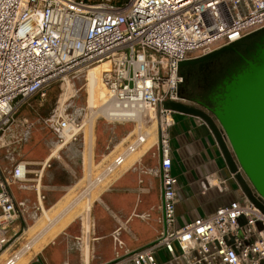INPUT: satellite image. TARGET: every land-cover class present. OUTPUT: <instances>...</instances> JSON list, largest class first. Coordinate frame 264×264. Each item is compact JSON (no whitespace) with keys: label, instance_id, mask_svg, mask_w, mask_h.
Masks as SVG:
<instances>
[{"label":"built area","instance_id":"built-area-1","mask_svg":"<svg viewBox=\"0 0 264 264\" xmlns=\"http://www.w3.org/2000/svg\"><path fill=\"white\" fill-rule=\"evenodd\" d=\"M262 30L264 0H0V141L10 137L5 147L25 144L33 125L15 117L28 101L46 98L56 80L74 81L89 68L108 62L110 70L103 80L114 111L103 119L136 126L138 116L147 124L156 121L164 230L155 242L135 251L125 249L118 234L115 258L107 264H264V199L254 190V200L245 194L179 226L180 180L173 174L172 131L180 112L170 106H201L214 117L181 94L185 82L181 64ZM63 112L56 109L45 120L59 150L86 137V119L91 116L86 108L78 111L82 120L68 109ZM196 119L211 129L205 118ZM149 136L140 129L125 151L97 176L89 175L84 192L122 170ZM30 167L18 157H12L10 167H0V254L17 238L15 225L27 204L17 201L12 186L29 190L28 179H41ZM34 183L36 211L42 212L40 198L46 197ZM208 186L212 184L206 178L201 187ZM215 186L224 192L225 182ZM161 253L168 259L163 260Z\"/></svg>","mask_w":264,"mask_h":264},{"label":"crops","instance_id":"crops-1","mask_svg":"<svg viewBox=\"0 0 264 264\" xmlns=\"http://www.w3.org/2000/svg\"><path fill=\"white\" fill-rule=\"evenodd\" d=\"M194 107L200 111L203 109L201 106L194 105ZM196 117L195 115L177 113L175 116L176 125L172 131L173 174L180 180L181 200L177 206L179 226L199 216L210 215L231 201L242 199L246 194L244 184L247 181L244 179V175H242L241 171L238 175H233L212 128L199 125ZM215 123L218 125L217 121ZM132 131L130 134H132ZM130 134L126 137H129ZM132 138H134V135H132ZM53 143L54 141L50 143V154L43 161L48 159L56 150ZM85 145L86 138H82L78 144L58 150L57 156H54L52 161L61 154L72 153L73 151L79 152V157L81 155L83 157L84 153L81 149ZM155 147L156 144L147 150L146 154L141 158L129 160V157L126 168L123 167L125 170H120L119 174L116 173L117 175L112 181V189L107 191V188H105L100 193L98 199L93 202L91 211L81 212L66 220V217L74 208L73 205H70L62 210L63 212L56 214L57 216L53 219V223L46 233H52L59 224L63 221L65 222L56 232L58 235L44 246V252L38 254L40 255V264H43L44 259H42V256L53 245L61 246L62 253L66 255L67 260L63 264H86L83 255L84 233H94L95 237L90 264H107L115 258L114 237L118 234L119 239L125 244V249L129 251H135L150 245L159 238L164 230V224L163 211L161 209V179L156 174L160 167V155ZM43 161L26 162L34 167L39 166ZM70 170H72V167ZM34 172L36 171L33 170L32 174ZM206 178L210 182L215 181V184L211 183L212 186H208L204 190L201 187V182L206 180ZM31 180L32 182H37L33 179ZM222 182H225L224 192H220L215 186ZM12 191L18 202H23L19 199V195L26 197L31 192L30 190L20 189L18 185L12 186ZM64 198L55 203V205L50 206V208H47L46 198L43 202L45 207L47 206V210L55 209L57 211L63 207L62 200ZM25 200L28 199L25 198ZM36 205H38V201ZM38 213V211L35 212L36 215ZM185 214L188 216L185 217ZM40 219L33 226L42 223ZM153 220L157 223L151 231H137L134 226L136 222L143 225L150 224ZM22 223V218H20L15 225V229L18 232H20ZM53 225L55 226L54 228ZM127 233L130 238L126 237L125 234ZM106 240L111 241L112 248L109 256L104 257L98 252L97 244ZM161 258L167 260L168 255L161 253Z\"/></svg>","mask_w":264,"mask_h":264},{"label":"rangeland","instance_id":"rangeland-1","mask_svg":"<svg viewBox=\"0 0 264 264\" xmlns=\"http://www.w3.org/2000/svg\"><path fill=\"white\" fill-rule=\"evenodd\" d=\"M227 54V53H226ZM196 54H190L189 56H195ZM225 55V54H223ZM88 70L82 72L81 77L79 79L72 80V91H75L73 94L69 92V86L66 81L56 80L51 83L50 87L47 90L46 98L42 99L40 97H34L26 105H24L18 114L16 115V119L21 122L23 119H29L30 123L33 125L32 129V138L25 144L20 146H9L5 147L6 143L10 142V137H5L2 139L3 148H0V166L2 168L10 167L12 157H18L19 159H23L29 162L35 161H43L46 156L50 154V143L55 141V137L53 133L50 132L46 128L45 120L49 118L56 109H68V112L74 114L78 119L82 120V116L78 113L80 109L86 107L87 93H86V81L84 75H86ZM196 86V76L190 81L187 85L189 93L194 96L197 93L195 88ZM75 89V90H74ZM68 94V100L62 105V99H64L65 95ZM88 124L90 123V117L87 118ZM86 123V124H87ZM149 126L151 125L148 124ZM137 127L135 124H121L114 123L108 120L103 119L99 116L96 120L95 124V151L94 157L96 160V166L93 170V175L89 174V163H90V145L88 146V125L86 128V145L81 151L84 153L79 157V152L73 151L64 153L58 156L57 159H54L50 166L46 169L44 176L42 178V187L41 190L43 194L46 196V206L50 208V206L55 205L62 198L63 207L57 211L52 209L51 218L54 219L57 216V213H60L62 210L66 209L72 205L81 195H83L85 187H87V181L90 176H97L106 163H108L115 155L119 152L125 151L127 146L133 140L132 135L137 134ZM149 128V127H148ZM121 131L119 132V130ZM133 130V131H132ZM146 129H144L145 131ZM132 131V134L130 132ZM128 142L121 144L126 136H128ZM1 142V141H0ZM97 145V147H96ZM88 146V147H87ZM158 151L157 146L155 147ZM58 154V153H57ZM57 154L55 156H57ZM110 155L108 158L104 156ZM100 163V164H99ZM127 164V163H126ZM72 167V170L70 168ZM125 167V166H124ZM31 170L37 171L40 170V166H32ZM126 168V167H125ZM124 168H122L123 170ZM175 171V169H174ZM242 175H244V179H246L247 183H249L247 177L241 171ZM31 178H34V175H31ZM83 180V181H82ZM111 178L104 182L107 185ZM101 184L102 187H107L105 184ZM29 187L30 193L25 197L24 195H19V199L26 204L25 214L22 216V226L20 227V232L16 239L12 241V244L9 246L11 250L9 252V256L12 254H16L20 251L26 244H28L33 237L38 234V238L40 239L43 234L42 230L46 228L50 224V222L46 221V218L42 219V212H39L37 215L36 212V203H37V194L35 187L36 183L31 182L25 184ZM112 182H110L107 191H110L112 188ZM250 185V183H249ZM98 186V185H97ZM100 188H96L91 193L90 200L88 198L83 199L77 206H74V209L70 212V214L66 217V220L71 219L74 215H77L81 212H85L87 205L89 203L94 202L98 199L101 192H99ZM17 194V193H16ZM26 195V194H25ZM94 195V196H93ZM27 198L28 200H25ZM92 199V200H91ZM188 215L185 214V217ZM41 218V219H40ZM42 220L40 224L34 226V229H30L31 225H35L37 220ZM63 221L59 226H57L52 233L47 234L45 237L46 242L44 244L43 241L39 242L38 246H46L51 239L56 237L58 233H56L64 224ZM156 221H152L150 224L135 223V227L137 231H151L156 226ZM40 228V229H39ZM27 231V232H26ZM33 232V233H32ZM35 232V233H34ZM39 232V233H38ZM141 234V233H139ZM126 237L130 238V235L125 234ZM48 242V243H47ZM111 241L106 240L97 244V250L104 257L109 256L111 253ZM15 252V253H14ZM14 253V254H13ZM40 255L33 254L31 256L29 264H40L39 262ZM43 264H63L66 259V255L62 253L61 246L53 245L51 246L45 254L42 256Z\"/></svg>","mask_w":264,"mask_h":264},{"label":"water","instance_id":"water-1","mask_svg":"<svg viewBox=\"0 0 264 264\" xmlns=\"http://www.w3.org/2000/svg\"><path fill=\"white\" fill-rule=\"evenodd\" d=\"M262 33L264 30L252 36ZM242 42L223 47L203 58L183 62L181 68L197 66L234 52ZM245 54L248 58L239 56L246 65L231 73L219 86L221 92L211 98L212 106H205L214 117L183 103H170V106L177 112L201 116L209 122L229 169L233 174L243 171L250 183L244 184V191L254 200V191L264 199V38L255 45L253 52L247 49Z\"/></svg>","mask_w":264,"mask_h":264},{"label":"bare ground","instance_id":"bare-ground-1","mask_svg":"<svg viewBox=\"0 0 264 264\" xmlns=\"http://www.w3.org/2000/svg\"><path fill=\"white\" fill-rule=\"evenodd\" d=\"M110 70V64L108 62H104L101 63L99 65L93 66L91 68L88 69L86 75H84L85 81L86 83V93L87 95V100H86V110L90 111L91 116H90V123L88 124V146L90 145V163H89V174L93 175V170L95 169L96 163H95V156H94V143H95V124H96V120L99 116H101L102 118H108V114L110 112H113V108L112 106L109 104V99H110V93L108 90V87L106 86L104 80H103V75L104 72L109 71ZM67 85L69 86V92L71 94H73L75 91H72V81H70L69 79H65ZM72 87V88H71ZM75 90V89H74ZM68 100V94L65 95L64 99H62V105ZM62 113H64V109L60 110ZM150 116L151 119H154V113L153 110H150ZM109 119V118H108ZM143 117H135L134 122H137V132H140V129L142 130V132L146 133L147 135H150L148 137L147 143L145 144V146H143L139 152L135 153L134 155H132L130 157L129 160L133 159H137V158H141L142 156H144L147 152V150H149L151 147H153L155 144H157V125H156V121L153 120V122H151V125L149 126L145 121L142 120ZM86 125V124H85ZM149 127V128H148ZM144 129H146L144 131ZM86 135V134H85ZM128 138H124L123 142L121 144H124L126 142H128ZM2 139L0 142V148L2 147ZM60 147H58L49 157L48 159H46L45 161H43L39 166L41 167L40 170L34 172L35 174L38 175V177H40L41 179L44 176V172L46 171V169L49 167L50 163L52 162V158L58 153ZM123 152V151H122ZM105 158H108L109 156H104ZM100 164V163H99ZM135 164V162H134ZM98 167V165L96 166ZM130 168V167H129ZM125 168L121 171H124ZM32 173V171H31ZM119 174V172L117 173ZM115 174V175H117ZM115 175H113V177L111 178V181H113V179L116 177ZM41 179H37L36 181L39 183V186H37L38 190H41V187L43 186L41 184ZM212 181V180H211ZM28 183H31L32 180L28 179L27 180ZM110 182H107V187H102L101 185H95L94 189L96 188H100L99 192H102L105 188H108V186L110 185ZM212 184H215V181L211 182ZM93 189V190H94ZM92 191H85L83 193V195H81L72 205L73 206H77V203H79L80 201H82L85 198H88L90 200L91 198V193ZM94 196V195H93ZM92 200V199H91ZM93 202L91 201V203H89L87 205L86 211L89 212L92 210V205ZM40 207L42 209V217L43 219L46 218V221L50 222V224H47L48 226L46 228H44V230H42L43 234H39L42 235V237L39 239L38 238V234L36 233V235L33 237V239L25 245V247H23L20 251H18L16 254L14 255H10L9 256V252L11 250V247H9L8 249H6L5 251H3L0 254V264H8L9 261L13 262V264H29L31 256L33 254H40L42 252H44V246H38L39 242L43 241L44 244L46 242V236L47 234L50 233H46L49 231L50 226L53 223V219L51 218L52 216V210H47V208L44 205L43 200L40 198ZM72 207V206H71ZM74 209V208H72ZM63 212V211H62ZM70 212V211H69ZM88 217V216H87ZM63 218V217H62ZM60 219V218H59ZM64 219V218H63ZM92 219V218H91ZM62 220V219H61ZM59 224V223H56ZM91 224V222H90ZM90 226V225H89ZM55 226L53 225V228ZM89 228V227H88ZM34 229V226L30 228ZM27 232V231H26ZM88 232V231H87ZM55 238V237H54ZM53 238V239H54ZM95 241V237H94V233H84V247H83V255H84V260L86 264H90L91 259H92V248H93V243ZM48 243V242H47ZM115 245V244H114Z\"/></svg>","mask_w":264,"mask_h":264},{"label":"flooded vegetation","instance_id":"flooded-vegetation-1","mask_svg":"<svg viewBox=\"0 0 264 264\" xmlns=\"http://www.w3.org/2000/svg\"><path fill=\"white\" fill-rule=\"evenodd\" d=\"M261 38H264V33L243 41L235 47L234 52H228L225 55H221L208 62H205L206 64L204 63V65L206 66L207 70L205 72L207 75L206 79L209 81H207L204 86H198L199 90L198 93L194 94V97L196 98H193V101L201 105L203 104V106H212L211 98L217 96L221 92L219 86L222 85L223 81L229 78L231 73H235L237 68L246 65L245 60L239 55H243L248 58L245 54L246 50L249 49L251 52H253L255 45L260 42ZM201 69L203 70V67ZM195 76L197 84L200 80V75L198 73V76ZM184 83H186V79Z\"/></svg>","mask_w":264,"mask_h":264},{"label":"trees","instance_id":"trees-1","mask_svg":"<svg viewBox=\"0 0 264 264\" xmlns=\"http://www.w3.org/2000/svg\"><path fill=\"white\" fill-rule=\"evenodd\" d=\"M252 37H255V36H252ZM251 37V38H252ZM250 39V38H249ZM206 64V63H205ZM203 67V70L201 69ZM207 70H206V66L204 65V63H202V64H200V65H198V66H183L182 68H181V70H180V74L183 76V78H185L186 79V83H184L183 85H182V87H181V89H180V92H181V94L184 96V97H186V98H188V99H191V100H193V98H196V97H194L193 95H191L190 93H189V90H188V88H187V85L190 83V81H191V79H192V77H194L195 75H197L198 76V73H199V75H200V80L198 81V83L196 84V86H195V88H196V90H197V93H198V90H199V87L198 86H204L205 84H206V82L207 81H209V80H207L206 79V74H205V72H206ZM202 72H204V73H202ZM206 79V80H205Z\"/></svg>","mask_w":264,"mask_h":264}]
</instances>
